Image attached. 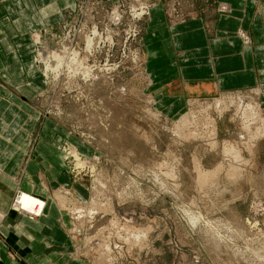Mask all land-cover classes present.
I'll return each mask as SVG.
<instances>
[{"label":"rangeland","instance_id":"obj_1","mask_svg":"<svg viewBox=\"0 0 264 264\" xmlns=\"http://www.w3.org/2000/svg\"><path fill=\"white\" fill-rule=\"evenodd\" d=\"M33 1L48 20L26 40L37 133L63 166L64 179L50 190L68 221L61 261L264 264V92L192 100L175 121L148 93L142 33L150 10L162 4L176 25L169 9L185 21V0ZM220 97L235 102L223 115L214 107ZM237 106H250L253 118L239 119ZM187 114L195 120L178 134Z\"/></svg>","mask_w":264,"mask_h":264},{"label":"crops","instance_id":"obj_2","mask_svg":"<svg viewBox=\"0 0 264 264\" xmlns=\"http://www.w3.org/2000/svg\"><path fill=\"white\" fill-rule=\"evenodd\" d=\"M185 2V21L169 25L158 3L143 29L154 107L175 121L192 100L251 89L263 93L264 0ZM220 4L228 11L217 10ZM42 7L39 16L33 0H0V264H67L61 260L68 221L50 192L64 179L63 166L50 159L54 152L45 134L37 133L40 116L31 98L38 88L26 39L48 24ZM21 192L45 201L40 217L10 210Z\"/></svg>","mask_w":264,"mask_h":264},{"label":"bare ground","instance_id":"obj_3","mask_svg":"<svg viewBox=\"0 0 264 264\" xmlns=\"http://www.w3.org/2000/svg\"><path fill=\"white\" fill-rule=\"evenodd\" d=\"M90 44V39L86 42V46H88ZM91 45V44H90ZM89 48H90V46H89ZM50 54V53H49ZM74 57V56H73ZM43 59V58H42ZM59 60V59H58ZM58 60H57V62L56 63H58ZM75 63V62H74ZM77 66H79V65H77ZM76 66V67H77ZM49 64L46 66V68L47 69H49ZM52 67V66H51ZM60 67V66H59ZM28 68V67H27ZM56 68H58V66H56L54 69H56ZM51 69V68H50ZM76 70H77V68H76ZM74 71V70H73ZM52 72V71H51ZM84 72V71H83ZM85 72H86V75L88 74V72H89V70L87 69V68H85ZM83 75H84V73H83ZM86 77V76H85ZM239 94V93H238ZM238 99H240V100H242L241 98H238ZM239 100V101H240ZM225 103H228V105H227V107L228 106H232V105H235V102H233V100H228V102H226V100L224 99V98H222L221 99V97L218 99V100H214V107H216V109L218 110L217 112L220 114V115H223V112L226 110V107H225ZM213 105V104H212ZM210 106V105H209ZM200 108V107H199ZM237 108H238V106H237ZM195 109V108H194ZM239 109V111H238V114L240 115V116H238V118L239 119H241V120H243L244 118H245V120H247V119H249L250 117L251 118H253V115H252V109H251V107L250 106H243V107H240V108H238ZM193 110V109H192ZM197 112V111H196ZM191 113H192V111H191ZM248 113V114H247ZM150 118H153L154 117V119H158L157 118V116L154 114V113H152V112H149L148 111V114H147ZM190 115V114H189ZM248 116V117H245V116ZM196 117H197V115H195ZM199 117V116H198ZM254 117L255 118H258L259 116H258V114L255 112V110H254ZM194 118V116L193 115H191V116H189V118H188V114L187 115H185L183 118H181L180 120H179V122L178 123H176L175 124V127H176V132H178V130H179V132H180V129H186V127H188V124H190V122L191 121H194L195 119H193ZM205 122V125L208 127L209 125H207L208 124V122L209 121H207V120H205L204 121ZM194 123V122H193ZM203 123V122H202ZM244 123V122H243ZM191 125V124H190ZM204 125V124H203ZM244 125L246 126L247 124H245L244 123ZM261 125H262V128L260 129L261 131H263V133H264V119L263 120H261ZM207 127L205 128V130L207 129ZM178 129V130H177ZM193 129V128H192ZM179 132H178V134H179ZM190 133H192V132H190V130L188 131V135H191ZM262 133V134H263ZM214 135L215 134H213L212 136V141H214ZM253 136H254V134H252V136H251V138L250 139H252L253 138ZM194 137V136H193ZM202 138H204V137H202ZM209 138H211V137H209ZM249 138L246 140V141H249L250 140ZM212 144V143H211ZM214 144H215V142H214ZM213 144V145H214ZM216 145V144H215ZM214 145V146H215ZM230 148L229 147H226V148H224V150H226V152H229L230 150H229ZM225 152V153H226ZM229 154V153H228ZM232 155H233V157L236 159V160H239L240 161V159H241V157L240 156H237V154L236 153H231ZM238 161V162H239ZM243 161V160H242ZM241 162V161H240ZM81 164V163H80ZM236 164V163H235ZM235 168V167H234ZM236 169V168H235ZM216 170H217V168H216ZM200 171H202V170H200ZM236 172H237V170H235ZM205 172H207V171H205ZM220 172V171H219ZM208 175L207 174H199V179H205L206 177H207ZM237 178H240V176L239 177H237ZM231 181V180H230ZM90 205L91 206H94V202H93V200L91 199L90 200ZM15 209H17L18 211H22V212H25L28 216H31V214H35V215H40L42 212H43V210H44V208H45V202H43V200H41L40 198H37V197H35V196H33V195H30V194H27V193H24V192H21V193H19L18 194V202H17V204L16 205H14L13 206ZM76 209H78V208H76ZM82 212V211H81ZM78 214V213H77ZM40 217V216H39ZM113 226V225H112ZM114 227V226H113ZM112 230H114L113 228H112ZM115 231V230H114ZM77 233V232H76ZM103 233V232H102ZM102 233H101V235H102ZM137 233H142V231L141 232H137ZM130 234V233H129ZM134 234V232L132 233V235ZM99 235V234H98ZM101 235L99 236V237H101ZM136 235V234H135ZM98 237V236H97ZM96 237V238H97ZM90 239V238H89ZM99 239V238H98ZM213 239V238H212ZM105 241V240H104ZM90 242V241H89ZM88 243V242H87ZM93 243V242H92ZM93 244H96V243H93ZM85 245V244H84ZM91 246V245H90ZM96 246V245H95ZM99 249H100V247H98ZM107 248V247H106ZM101 250H102V248H101ZM99 251V250H98ZM103 251V250H102ZM104 252V251H103ZM101 255H102V253H101ZM103 256V255H102ZM109 256V255H108ZM101 259V258H100ZM93 261V260H92ZM95 263V262H94Z\"/></svg>","mask_w":264,"mask_h":264},{"label":"built area","instance_id":"obj_4","mask_svg":"<svg viewBox=\"0 0 264 264\" xmlns=\"http://www.w3.org/2000/svg\"><path fill=\"white\" fill-rule=\"evenodd\" d=\"M173 7H174V5H173ZM224 7H227V6H221V7H220V11H222V12H226V11H228V8L225 9ZM169 18H170V20L173 22V24H177V23H179V22L182 21V19H181L180 16L178 17V16H176V15L174 14V9H173L172 7L169 9ZM249 92H250V91H249ZM251 92H252V94H253L254 92H257V91L251 90ZM228 94H232V93H228ZM256 95H257V94H256ZM204 100L206 101V99H203V100H194V101H195V102L198 101L200 104H203V103H204ZM195 102H191V103L189 104V107L192 106V105H194ZM17 202H18V195L16 196V198H15V200H14V203H13V205H12V209H13V210H16L18 213H21L20 211H18L17 209H15V208L13 207L14 205L17 204ZM21 214H22V213H21ZM33 217H38V215L31 214L30 218H33ZM2 218H3V215L0 214V221H1Z\"/></svg>","mask_w":264,"mask_h":264}]
</instances>
